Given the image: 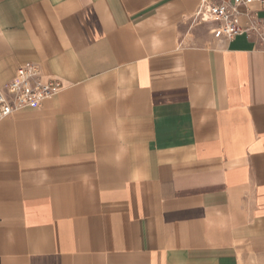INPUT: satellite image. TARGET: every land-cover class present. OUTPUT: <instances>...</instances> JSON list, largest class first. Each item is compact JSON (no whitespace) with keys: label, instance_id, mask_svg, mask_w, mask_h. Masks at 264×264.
Listing matches in <instances>:
<instances>
[{"label":"crops","instance_id":"obj_1","mask_svg":"<svg viewBox=\"0 0 264 264\" xmlns=\"http://www.w3.org/2000/svg\"><path fill=\"white\" fill-rule=\"evenodd\" d=\"M201 0H0V264H264V0L231 39Z\"/></svg>","mask_w":264,"mask_h":264},{"label":"built area","instance_id":"obj_2","mask_svg":"<svg viewBox=\"0 0 264 264\" xmlns=\"http://www.w3.org/2000/svg\"><path fill=\"white\" fill-rule=\"evenodd\" d=\"M254 0H201L193 21L195 23H213L212 32H220L231 39L237 35L249 33L252 24L249 20L242 23L243 16L249 17V5ZM264 42V25L261 28ZM61 83L57 80H43L40 65L28 62L18 68L15 77L0 88V123L16 110L31 104H41L53 96Z\"/></svg>","mask_w":264,"mask_h":264}]
</instances>
